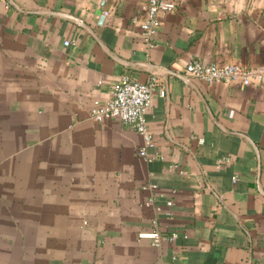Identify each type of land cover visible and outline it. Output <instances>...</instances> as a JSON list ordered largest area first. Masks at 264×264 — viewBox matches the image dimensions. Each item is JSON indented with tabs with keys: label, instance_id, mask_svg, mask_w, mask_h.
Returning <instances> with one entry per match:
<instances>
[{
	"label": "crops",
	"instance_id": "obj_1",
	"mask_svg": "<svg viewBox=\"0 0 264 264\" xmlns=\"http://www.w3.org/2000/svg\"><path fill=\"white\" fill-rule=\"evenodd\" d=\"M146 2L0 0V264H264V79L184 74L264 65V0H178L152 46ZM124 75L167 84L151 161L134 127L91 116ZM155 222L160 244L139 235Z\"/></svg>",
	"mask_w": 264,
	"mask_h": 264
},
{
	"label": "built area",
	"instance_id": "obj_2",
	"mask_svg": "<svg viewBox=\"0 0 264 264\" xmlns=\"http://www.w3.org/2000/svg\"><path fill=\"white\" fill-rule=\"evenodd\" d=\"M178 0H147L143 7L141 16L135 15L134 20L139 22L146 42L152 46L156 43L159 26L161 23L160 13L167 12L176 8ZM106 14L109 11L105 10ZM66 44L70 41L66 40ZM184 74L189 77L202 79L208 82H228L250 84L260 82L264 79V65L245 66L239 63H216L204 62L201 59L194 58L188 61L184 67ZM155 92L165 96L167 94V84L161 81L158 76L152 75L148 80H138L124 75L122 79L115 84L111 95L106 100L95 99L91 116L102 121L106 118H116L134 127L144 138L143 145L139 148V155L147 161L155 159L158 154L151 152L150 147L153 146L152 133L148 127L146 112L152 102ZM230 157L222 156L218 159L217 164L221 166L225 161H229ZM234 180L238 179L237 175L233 176ZM154 182H148L143 185L144 188H157ZM147 205L153 203V198L145 201ZM173 203L172 199L167 201L168 205ZM157 209L161 205H155ZM170 212V211H169ZM140 237H148L153 243L160 244L163 234L157 227L139 232ZM178 235L177 232L172 233L169 238L173 239ZM158 264H163L159 262Z\"/></svg>",
	"mask_w": 264,
	"mask_h": 264
}]
</instances>
